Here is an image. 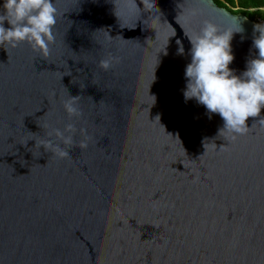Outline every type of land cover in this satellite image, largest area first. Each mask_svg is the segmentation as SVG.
<instances>
[{
  "label": "water",
  "instance_id": "1",
  "mask_svg": "<svg viewBox=\"0 0 264 264\" xmlns=\"http://www.w3.org/2000/svg\"><path fill=\"white\" fill-rule=\"evenodd\" d=\"M54 4L47 56L0 46V264H264V109L232 139L183 95L188 36L240 22L241 75L257 23L217 0ZM69 123L72 145L49 136Z\"/></svg>",
  "mask_w": 264,
  "mask_h": 264
},
{
  "label": "clouds",
  "instance_id": "2",
  "mask_svg": "<svg viewBox=\"0 0 264 264\" xmlns=\"http://www.w3.org/2000/svg\"><path fill=\"white\" fill-rule=\"evenodd\" d=\"M0 8L3 9L0 12V46L15 47L26 42L33 50L47 56L49 45L55 40L53 29L57 23V8L54 0H3ZM243 32L240 22L236 29H221L215 23L205 21L195 37H187L191 62L185 69V101L194 98L206 108L209 118L211 114H219L223 120L219 134H231L232 139L246 134L249 131L247 120L260 116L264 109V24L254 27V33H258L253 38L257 55L247 62L246 70L237 75L229 67L234 60L233 35ZM183 53L184 49L179 47L178 54ZM102 66L108 68L110 62L103 61ZM64 108L70 117L80 115L74 98L66 101ZM261 122L264 123V117ZM75 131V126L69 123L63 131L54 128L49 136L55 135L63 145H72ZM41 145L61 158L69 155V151L50 140ZM80 146L86 144L81 142Z\"/></svg>",
  "mask_w": 264,
  "mask_h": 264
},
{
  "label": "trees",
  "instance_id": "3",
  "mask_svg": "<svg viewBox=\"0 0 264 264\" xmlns=\"http://www.w3.org/2000/svg\"><path fill=\"white\" fill-rule=\"evenodd\" d=\"M217 2L235 14L246 15L254 22L264 24V0H217Z\"/></svg>",
  "mask_w": 264,
  "mask_h": 264
},
{
  "label": "rangeland",
  "instance_id": "4",
  "mask_svg": "<svg viewBox=\"0 0 264 264\" xmlns=\"http://www.w3.org/2000/svg\"><path fill=\"white\" fill-rule=\"evenodd\" d=\"M256 23V22H255ZM258 24V23H257Z\"/></svg>",
  "mask_w": 264,
  "mask_h": 264
}]
</instances>
